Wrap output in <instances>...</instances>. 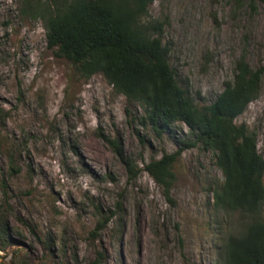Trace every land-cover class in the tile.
I'll use <instances>...</instances> for the list:
<instances>
[{
  "label": "rangeland",
  "instance_id": "rangeland-1",
  "mask_svg": "<svg viewBox=\"0 0 264 264\" xmlns=\"http://www.w3.org/2000/svg\"><path fill=\"white\" fill-rule=\"evenodd\" d=\"M21 8L0 0V264H90L99 254V264H217L244 218L214 208L222 175L212 154L182 147L169 203L144 167L193 141L188 128L154 130L101 74L83 78L56 57L42 20ZM147 20L164 23L170 67L198 106L216 100L240 58L264 69V0H154ZM235 123L264 158V73ZM3 141L20 145L12 177Z\"/></svg>",
  "mask_w": 264,
  "mask_h": 264
},
{
  "label": "trees",
  "instance_id": "trees-1",
  "mask_svg": "<svg viewBox=\"0 0 264 264\" xmlns=\"http://www.w3.org/2000/svg\"><path fill=\"white\" fill-rule=\"evenodd\" d=\"M153 2L20 0V5L23 13L42 20L47 47L70 62L81 77L101 74L115 92L143 108L145 120L157 132L177 122L188 128L193 141H179V150L151 161L144 171L173 203V165L182 147L200 145L211 153L222 175L212 189L214 208L244 218L241 229L225 239L217 264H264V158L256 150L254 134L244 124L235 123L257 98L264 69H252L240 58L232 81L216 100L198 106L170 67L169 50L162 43L164 23L147 20ZM0 123H4L2 110ZM105 141L133 173L134 164L123 156L118 144ZM19 147L3 141L11 177L21 170ZM7 227L0 218L1 240L6 239ZM101 258L99 254L90 264H99Z\"/></svg>",
  "mask_w": 264,
  "mask_h": 264
}]
</instances>
